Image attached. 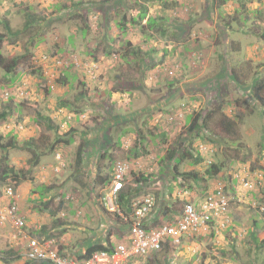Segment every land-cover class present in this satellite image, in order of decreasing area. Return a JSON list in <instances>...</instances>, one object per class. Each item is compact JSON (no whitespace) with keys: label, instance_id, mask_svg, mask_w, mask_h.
<instances>
[{"label":"rangeland","instance_id":"374dc122","mask_svg":"<svg viewBox=\"0 0 264 264\" xmlns=\"http://www.w3.org/2000/svg\"><path fill=\"white\" fill-rule=\"evenodd\" d=\"M134 1L0 0V34L6 35L1 52L21 57L12 74L0 70V93L7 91L12 98L0 95V111L9 101L12 108L10 118L0 121V215H5L4 191L10 183L1 178V170L22 169L27 175L16 197L26 236L41 242L49 237L60 253L70 257L95 245L121 243L127 238V225L104 206V198L112 190L115 163L123 162L128 169L123 189L130 192L127 201H140L147 194L155 199L146 221L165 209L169 213L160 221L178 218L185 200L198 202L215 188L225 187L230 229L223 239H205L197 246L185 242L183 248H175L179 250L177 264H264V245H260L264 239L260 211L264 148L260 151L258 145L264 133V0H244L241 17L234 15L238 8L232 1L218 6V12L210 0H169L172 8L163 16L167 25L174 23L175 41L130 24L124 31L119 29L123 14L128 20L137 15V10L123 8L125 2L134 5ZM144 3L148 17L160 15L164 8L159 1ZM65 9L73 13L57 17ZM2 19L17 33H7ZM228 24L231 29L226 28ZM137 49L150 55L125 61L124 56ZM164 51L167 54L161 60ZM41 55L56 56L64 65L60 69L67 68L50 92L44 87L49 80L32 64ZM51 70L59 77L55 68ZM230 70L238 82L227 75ZM253 79L263 83L256 96L247 91ZM168 83L172 86L167 88ZM61 101L70 109L61 108ZM218 104L224 116L237 122L240 144L216 127L223 142L213 161H224L222 170L204 182L183 184L166 152L180 150L186 141L181 133L187 127V115ZM42 117L49 118L57 130H46ZM10 137H16V148H2ZM58 137L71 142L58 143ZM83 141V165L78 170L75 156ZM202 142L193 137L187 147L195 151L202 144L200 151L212 160ZM29 143L33 144L30 149ZM208 144L218 149L214 142ZM136 146L138 154L129 156L128 151ZM97 166L107 183L98 185ZM205 168L190 167L186 159L178 171L202 173ZM232 173L234 179L239 176L235 182L230 179ZM141 177L146 181L140 189L134 188V179ZM241 179L251 181L252 189L244 188ZM26 245L12 223L0 218V259L10 250L23 256ZM184 253L189 257L182 258ZM164 255L171 259L163 251L158 257L161 264H166Z\"/></svg>","mask_w":264,"mask_h":264},{"label":"trees","instance_id":"16d2710c","mask_svg":"<svg viewBox=\"0 0 264 264\" xmlns=\"http://www.w3.org/2000/svg\"><path fill=\"white\" fill-rule=\"evenodd\" d=\"M119 3L122 0H117ZM150 0H142V1H134V5L133 4H129L128 2L124 3L123 8H127L130 10H137V15L135 17H130L128 20V17L126 16V14H123V16L121 17V19L118 21L117 23V27L119 29H121L122 31H124V29H126V25L130 24L132 26H136L139 27V29L141 31L143 30H152L154 31L155 34L158 35L159 38L161 39H167L169 38L170 41H175L177 40L176 36V28L173 27L172 25H174V23H170L169 25H167V20L166 17L163 16L165 14V11L170 10L171 7V1L169 0H155V1H159L162 4V6L164 7L162 10V13L160 15H157L156 17H148L147 16V9L144 7L145 3L144 2H148ZM211 1V6L212 9L214 7V9L216 11L220 10V8H218V6L224 5L226 4L228 1H232L235 2L237 5L238 9H235L234 15H238L241 17V14L239 13L240 10V6L243 5V1L244 0H210ZM247 1V0H246ZM248 1H252V0H248ZM219 3V4H218ZM175 7H173V9L176 8V3H174ZM48 11L51 14H54V9L50 8L48 9ZM68 11L70 14L73 13V11H71V9L68 10H63L60 11L58 13L59 18H63L65 16L68 15ZM219 12V11H218ZM217 12V13H218ZM54 16V15H53ZM50 18V17H49ZM48 18L50 23V19ZM144 22V23H143ZM4 28L6 30L7 33H12V34H16L17 31H11L10 30V26L7 22H4V20L2 21ZM169 28V30H168ZM173 29V31L171 29ZM227 29H231V24H228V26L226 27ZM173 33H171V31ZM84 34V33H83ZM263 38H264V33L262 34ZM6 39V35L5 34H0V70L4 72V74H12L16 68L19 65V61L21 59V57H6L2 54L1 50H2V45L4 43V40ZM111 40H109V44H110V50L112 48L111 45ZM117 46H115L116 48ZM110 51L107 50V52L105 54H109ZM167 52L164 51L163 55H162V59L164 60L166 57ZM150 55V52H143L139 49H137L135 52L132 50L129 52L128 55L124 56L125 61L131 60L132 58H139L138 56L141 57H145ZM141 59V58H140ZM154 65H152L151 67H153ZM146 70V69H145ZM227 75H230L231 78L235 81L238 82L239 79L236 76L235 71L230 70L229 73H227ZM65 74H62L61 77H64ZM60 85H63V82H59ZM259 84L260 86L263 85V83L260 81L258 82L257 79H253L250 83L251 86H249L248 88V92L249 94L256 96V94L259 91ZM172 84L168 83L167 84V88L171 87ZM46 92H50L49 89H46ZM251 95V96H252ZM8 100H12V98L10 97ZM8 103H10L9 105H5V107L2 109V111H0V121H6L7 119L10 118L11 116V102L9 101ZM222 103H220L221 105ZM61 108L64 107L63 109H70V106L64 102H60V104H58ZM222 106V105H221ZM218 116H220V118H217ZM42 120L45 121V125H46V130L48 131H56L57 130V126L52 124V121L49 118H43ZM186 122H187V127L185 129L184 132H182V136H185L186 141L180 144L181 148L180 150L178 149H169V151L166 152L167 156L166 158L169 159L171 162H173L174 164V172L177 176L182 177V181L179 180V182H182L184 184V182L191 180L195 183H200V181L204 182L205 181V177L206 178H212L216 175H218L220 173V171L223 168V162H217V161H213L214 156H217L218 153H220V145L223 142V140H220V136L217 135L216 131V127L219 130H223V132L227 133L230 137V140L236 144L239 143V139H238V132H237V122L235 120H231L229 118H227L226 116L223 115L221 108L218 104V106H212V108H209L203 112H192L191 114L186 116ZM38 124V123H36ZM206 134V137H205ZM208 134V135H207ZM196 138V139H200L202 140L203 144L205 145V148L210 149L209 154H211V159H207L205 158V156L202 154V152L200 151V146L202 147V144L198 146V149L196 148L195 151H193V149L188 148L187 147V143L189 142L190 139L192 138ZM57 142L58 143H64V144H70V140L66 141L64 139H62L61 137L57 138ZM215 143V145H218V149L214 148L212 145L210 146L208 143ZM86 142H81L77 151H76V156H75V167L78 170L82 169V165H83V158H84V146H85ZM240 144V143H239ZM259 149L260 151L264 148V133L262 134L261 138H260V142H259ZM17 146V142H16V137H10V140L6 143V145H4V147L2 148H13L15 149ZM28 149H30L29 147H32L33 144L29 143L28 145ZM236 147L238 148V146L236 145ZM52 148H54V145L52 146ZM138 148L137 147H133V149L128 151V155L129 156H136L138 154ZM217 151V152H216ZM260 153V152H259ZM216 154V155H215ZM33 156L35 157L36 154L33 153ZM105 154L102 155L100 157V160H102L104 158ZM109 159L113 160V157H109ZM188 160L189 166H205L206 168L203 170V172H197V171H189V172H185V173H180L178 171V166L184 161V160ZM119 164H123V162H117L114 165L113 168V173L117 167V165ZM1 174H2V179L3 180H8L10 181L11 185L13 186V198H9L8 202L11 204H15V206H17L18 208V214L20 215V209L18 207V199L16 197V190L17 188L21 185V183L25 180L24 178H26V172L24 170H18V171H14L12 168L9 167H5V169L2 171L1 170ZM113 176V174H112ZM106 177L103 178L102 174H101V170L100 168L97 166V179H98V185L100 184H104L107 183ZM230 179L235 182V179L233 178V173L230 176ZM134 181L137 184H140L142 182H145L146 179H144L143 177L141 178H135ZM225 190V187H224ZM130 194V192H125V191H121L118 195V207L121 211H123L124 213H127L128 211V204L129 202L127 201V196ZM125 208V210H124ZM167 211L162 212V215L160 216V219H163V217L165 218V216H167L168 209H165ZM22 217V215H20ZM24 217V216H23ZM256 237H254L253 234V239H255ZM45 239H49V237H45ZM256 240V239H255ZM254 240V242H255ZM251 243H253V241L251 240ZM256 243V242H255ZM256 245V244H255ZM260 245H264V239L261 240ZM106 247L102 246V245H98V246H92L91 248L87 249V251L85 252V254L80 258V259H85L87 256H89L90 254H92L93 252L96 251H100V250H105ZM59 251V250H58ZM164 251L169 253V257L171 256V254L174 253V248L172 247V244L168 243L165 245L164 247ZM3 258H1V262H3V264H14L16 261L21 260V256L17 253H14L13 251H8L6 253H4ZM24 264H47V262H33V261H29L26 260L24 262Z\"/></svg>","mask_w":264,"mask_h":264},{"label":"built area","instance_id":"2783aa9c","mask_svg":"<svg viewBox=\"0 0 264 264\" xmlns=\"http://www.w3.org/2000/svg\"><path fill=\"white\" fill-rule=\"evenodd\" d=\"M46 57L42 60L46 61ZM55 65L62 67L63 63L55 61ZM51 78H55L51 73ZM53 87L51 86V89ZM6 96V95H5ZM201 149V147H200ZM127 165H117L112 180V190L104 198V206L116 212L128 226V236L125 241L117 243L107 250L96 251L85 259L68 257L58 252L56 241L47 239L41 242L24 234L25 220L18 214L15 204H7L5 215H0L1 220H9L17 232L27 241L26 252L23 256L33 262H49L51 264H128L133 260L145 259L159 254L165 245L183 247V243L204 238L215 241L224 238V232L231 226L230 200L224 192V186L214 189L201 201L186 200L182 205L181 216L171 221L163 222L159 218H146L153 212L155 199L148 194L140 201L131 204V212L126 215L117 206L118 194L124 188ZM239 176L235 175V179ZM262 175H260V179ZM244 188L252 189L253 183L241 179ZM6 197L13 198V188L8 186L5 190ZM186 194V193H184ZM264 215V205L260 208ZM154 224V225H153ZM189 246L187 249H191Z\"/></svg>","mask_w":264,"mask_h":264},{"label":"clouds","instance_id":"9594fccd","mask_svg":"<svg viewBox=\"0 0 264 264\" xmlns=\"http://www.w3.org/2000/svg\"><path fill=\"white\" fill-rule=\"evenodd\" d=\"M4 20V22H7L8 23V21L6 20V19H2L1 20V22ZM9 24V23H8ZM10 30H11V28H10ZM46 57L47 59H46V61H44V60H42V57ZM59 61L58 59H57V57L56 56H53V57H51L50 55H41L40 57H38L37 59H35L34 61H32V64L33 65H35V67L37 68V69H39L41 72H42V75H43V77H44V79L45 80H49L48 81V84H46V86L44 85V87L46 88V89H49L50 91H53L54 90V88H55V84H57L58 83V80H60V78H61V75L63 74V73H61V72H64V71H66V67L65 68H63V69H60V68H62V67H58L57 65H55V61ZM70 65H68L67 67H69ZM51 68H55L56 69V72H59L60 73V75H59V77H57L56 76V73L53 71V70H51ZM43 72H45V75H44V73ZM51 73L54 75V79L53 78H51ZM58 73V74H59ZM51 86L53 87L52 89H51ZM0 95H1V97L2 98H6V100H8L11 96H10V94L7 92V91H5V93H3V95H2V93H0ZM6 95V96H5ZM22 129V128H21ZM127 174V173H126ZM126 178V177H125ZM112 180H113V176H112ZM8 186H11L12 188H13V186L11 185V183H9V184H7L5 187L7 188ZM134 186V188H139L138 186H142V184L140 183V184H137L136 182H135V184L133 185ZM6 188H5V190H6ZM124 189V188H123ZM121 190V191H124V190ZM140 189V188H139ZM135 190V189H134ZM120 191V192H121ZM119 192V193H120ZM4 195H5V197H6V193H5V191H4ZM119 195V194H118ZM148 195V194H147ZM145 197V196H144ZM6 199L8 200V198L6 197ZM133 200H135V199H132L131 201H129V204H128V212L127 213H124L123 211H121L122 213H124V214H126V215H129L130 214V212H131V204L132 203H134L135 201H133ZM186 201V200H185ZM184 201V202H185ZM136 202H138V201H136ZM9 203V202H8ZM117 206H118V204H117ZM155 207V206H154ZM119 208V207H118ZM154 210V209H153ZM181 211H182V206H181ZM110 212H112V211H110ZM164 212V211H163ZM162 214V213H161ZM263 215V214H262ZM161 216V215H160ZM160 216H157L158 218H159V220H160ZM264 216V215H263ZM156 217V218H157ZM120 218V217H119ZM153 219H155V218H153ZM122 223H124V224H126L125 222H123L122 221V219L120 218L119 219ZM127 225V224H126ZM154 225V224H153ZM127 228H128V226H127ZM230 229V227L228 228V230ZM128 236V235H127ZM198 239H200V238H198ZM198 239H194V240H191V241H195V240H198ZM203 240H205L204 238H202ZM219 240V239H218ZM191 241H190V243H191ZM116 245V244H115ZM192 245H194V244H192ZM114 245H111V243H107V244H104V247H106V249L105 250H107V249H109V248H112ZM183 247H184V243H183ZM183 247H181V248H183ZM174 248V250H176L175 248H177V247H173ZM101 251V250H100ZM164 251V249L162 250V252ZM59 253H60V251H58ZM162 252H160V253H162ZM16 253V252H15ZM94 253V252H93ZM160 253L159 254H155V255H152V256H150V257H147V258H145V259H139V260H133V261H131V262H129L128 264H143V263H148V262H152V263H154L153 261H155V260H151L154 256H155V258H157V260H158V262H160L159 261V256H160ZM18 254V253H17ZM62 254V253H61ZM85 254V253H84ZM84 254H82V255H77V256H75L76 258H78V259H80ZM64 255V254H63ZM91 255V254H90ZM173 255V254H172ZM21 256V255H20ZM67 256V255H66ZM21 257H23V256H21ZM68 257H70V256H68ZM88 257V256H87ZM86 257V258H87ZM24 258H26L25 256H24ZM74 258V257H73ZM162 258H163V260H166V264H173V262H174V259L173 258H171V259H168V257L167 256H162ZM27 260V259H26ZM25 260V261H26ZM141 262V263H140ZM174 264H176L175 262H174Z\"/></svg>","mask_w":264,"mask_h":264},{"label":"crops","instance_id":"0c3cea01","mask_svg":"<svg viewBox=\"0 0 264 264\" xmlns=\"http://www.w3.org/2000/svg\"><path fill=\"white\" fill-rule=\"evenodd\" d=\"M203 241H205V240H203V239H200V241L199 242H197V240H195V241H191V243L192 244H194V245H199V244H204V242ZM219 242V241H218ZM178 251L179 250H175L174 251V255H173V257H172V255L170 256L171 258H173L174 259V262L176 263V261L178 262V259H179V257H178V255H179V253H178ZM15 252H17V251H15ZM189 257V253H184V257H182V258H187V256ZM24 259V257H21V260H19V261H16L14 264H24V262H25V260H23ZM151 260H155L154 261V264H161L160 262H158V260H157V258H155V256L151 259ZM3 264V263H2ZM148 264H152V262H148ZM177 264V263H176Z\"/></svg>","mask_w":264,"mask_h":264}]
</instances>
